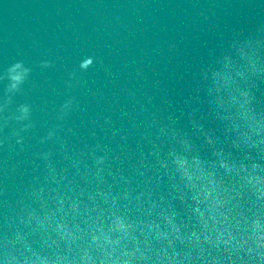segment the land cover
<instances>
[{"label":"water","instance_id":"water-1","mask_svg":"<svg viewBox=\"0 0 264 264\" xmlns=\"http://www.w3.org/2000/svg\"><path fill=\"white\" fill-rule=\"evenodd\" d=\"M241 51L264 110V0H0V264H264V153L217 104ZM178 156L211 175L215 225Z\"/></svg>","mask_w":264,"mask_h":264},{"label":"clouds","instance_id":"clouds-1","mask_svg":"<svg viewBox=\"0 0 264 264\" xmlns=\"http://www.w3.org/2000/svg\"><path fill=\"white\" fill-rule=\"evenodd\" d=\"M239 56L242 61L247 62L246 65L244 63L229 62L216 75L217 104L220 119L235 133V144L255 150L258 153H264V110H257L260 102L255 94L252 93L251 88L245 89L241 87L242 83L245 85L252 84V78L259 76L260 73L257 71L254 59L248 53L241 51ZM91 63V60H86L81 67L86 68ZM16 67L18 68L19 65H16ZM13 71H15V68ZM11 78L18 83L22 80V75L17 74ZM15 86L13 84V87ZM176 164L188 187L196 190V195L193 196V199L199 204L201 202L200 197H202L206 204L205 211L208 216H205L199 209L196 210L204 227H207L209 221L215 225L217 217L224 216L221 211L223 202L216 191L215 185L212 183L211 175L204 168V162L194 158L192 164L189 165L186 159L178 156ZM258 168L259 165H253L254 171ZM261 171H264V169H261ZM249 183L256 186H264V176L253 175ZM167 219L169 227L174 231H178L171 217ZM118 227L125 235L128 234V229L123 222H119ZM254 227L257 230L255 236L257 246L264 247V229L261 228L259 223L255 224ZM157 234L162 237L167 235V233H162L158 230ZM107 239L105 237V240Z\"/></svg>","mask_w":264,"mask_h":264}]
</instances>
